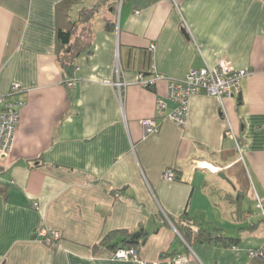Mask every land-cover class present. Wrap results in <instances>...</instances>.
Here are the masks:
<instances>
[{"label": "crops", "instance_id": "crops-1", "mask_svg": "<svg viewBox=\"0 0 264 264\" xmlns=\"http://www.w3.org/2000/svg\"><path fill=\"white\" fill-rule=\"evenodd\" d=\"M63 1L0 0V95L18 85L26 102L10 152L0 155V264H173L177 256L264 264L254 207L255 195L264 198V3ZM93 8L81 25L80 13ZM71 24L75 56L62 68L57 33ZM222 61L251 72L240 94L191 97L184 127L165 119L169 81ZM139 75L160 78L147 88ZM150 118L158 132L145 136L141 121ZM185 226L236 242L188 245L178 231ZM52 231L54 247L45 242ZM127 235L145 236L131 247L137 259L114 260L109 246Z\"/></svg>", "mask_w": 264, "mask_h": 264}, {"label": "built area", "instance_id": "built-area-1", "mask_svg": "<svg viewBox=\"0 0 264 264\" xmlns=\"http://www.w3.org/2000/svg\"><path fill=\"white\" fill-rule=\"evenodd\" d=\"M264 3V0H261ZM135 12V15H138ZM153 46H150V50ZM251 74L247 70H235L227 62H220L215 67H205L199 70L189 71L181 81H169L167 98L173 104L171 112L165 119L175 123L179 127H184L188 116V107L191 97L203 94L214 97L220 102L224 98H230L234 94L239 95L241 92L242 81ZM160 76L154 79L145 80L143 75L138 76V82L144 87L150 88ZM67 85L72 86L71 81ZM116 87L120 90L121 84L117 83ZM19 86L12 85L6 95H0V155L5 156L10 152L12 143L20 124V113L25 107L26 102L18 98ZM160 110L165 109L163 102L158 103ZM144 135H153L158 132L159 124L156 119L150 118L141 121ZM224 135L234 142L238 157L241 159L242 149L238 137L234 134L231 126L228 124ZM217 172V170H215ZM163 177L166 181H174L176 175L172 170L164 172ZM254 207L259 217L261 232L264 236V198L254 196ZM59 233L50 232V238L46 239L48 245L53 241H58ZM250 257H262V252L250 251ZM112 258L118 261L136 260L137 254L134 249L119 248L113 253ZM173 264H186L187 259L184 257L172 258Z\"/></svg>", "mask_w": 264, "mask_h": 264}, {"label": "trees", "instance_id": "trees-1", "mask_svg": "<svg viewBox=\"0 0 264 264\" xmlns=\"http://www.w3.org/2000/svg\"><path fill=\"white\" fill-rule=\"evenodd\" d=\"M70 1L71 0H65L62 3H60V5L62 7H64V5H66ZM66 11L68 12V10H66ZM95 13H96L95 8H93L91 10L82 11L80 13V17H79L78 22L81 25L90 24ZM74 27H75V24H71L70 28L67 31L63 32V31L59 30L57 33V42H58V46L60 48L59 51H61V53H62V55L60 56V60H59L62 68L67 67L69 65L71 59H72V56L73 55L75 56V54L73 53V48L71 49V46L72 45L75 46L76 42L70 43L72 40L71 39L72 35L74 34V29H73ZM105 29L110 31L113 29V25L106 22ZM87 31H90L89 28H87ZM80 35H83V34H80ZM77 45H79V44H77ZM67 47H70L69 51H67ZM234 171H235L234 174L237 178L236 181H240L242 184H244L246 186L248 179L246 177L245 172L241 168H239L238 164L236 165ZM3 192H4V190H0V193H3ZM178 231H179L181 237L186 241V243L188 245H189L191 239H192L193 243L194 242L195 243H203V242L217 241V242L224 244V246H226V247H230L232 244H235V242H236V241H233L231 239L224 238L222 236H214V235H212L211 232L206 231L204 229H199L197 232H194V231H192V228L185 226L182 229H178ZM47 238H50V233H48ZM144 238H145L144 235H142V237L139 239H136L133 235H127V237L123 239V242L119 246H117V244H115V245L109 246V248L112 250V253H115V251L119 248L131 249V247H135L137 245L143 244ZM108 239H109V236L106 237L103 240V242H106ZM45 242H46V240H45ZM56 243H57V241H53L52 245H50V246L54 247L56 245Z\"/></svg>", "mask_w": 264, "mask_h": 264}, {"label": "water", "instance_id": "water-1", "mask_svg": "<svg viewBox=\"0 0 264 264\" xmlns=\"http://www.w3.org/2000/svg\"><path fill=\"white\" fill-rule=\"evenodd\" d=\"M183 34H184L186 37H188V34H187L186 30H183ZM220 177H222V175H220ZM138 236H139L138 233H136V234H135V237H138Z\"/></svg>", "mask_w": 264, "mask_h": 264}, {"label": "bare ground", "instance_id": "bare-ground-1", "mask_svg": "<svg viewBox=\"0 0 264 264\" xmlns=\"http://www.w3.org/2000/svg\"><path fill=\"white\" fill-rule=\"evenodd\" d=\"M203 167H206V168H209V169L213 170V168L211 166H209V165H203Z\"/></svg>", "mask_w": 264, "mask_h": 264}, {"label": "rangeland", "instance_id": "rangeland-1", "mask_svg": "<svg viewBox=\"0 0 264 264\" xmlns=\"http://www.w3.org/2000/svg\"><path fill=\"white\" fill-rule=\"evenodd\" d=\"M83 33V32H82ZM84 34V33H83Z\"/></svg>", "mask_w": 264, "mask_h": 264}]
</instances>
